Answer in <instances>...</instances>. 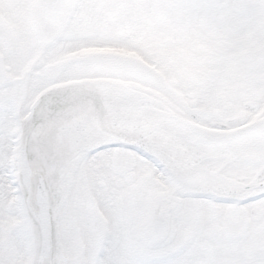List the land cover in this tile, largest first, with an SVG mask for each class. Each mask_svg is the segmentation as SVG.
<instances>
[{
    "label": "snow or ice",
    "instance_id": "6c2138e0",
    "mask_svg": "<svg viewBox=\"0 0 264 264\" xmlns=\"http://www.w3.org/2000/svg\"><path fill=\"white\" fill-rule=\"evenodd\" d=\"M0 264H264V0H0Z\"/></svg>",
    "mask_w": 264,
    "mask_h": 264
}]
</instances>
